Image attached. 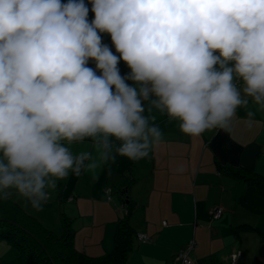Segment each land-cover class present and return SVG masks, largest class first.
<instances>
[{"label":"clouds","instance_id":"1","mask_svg":"<svg viewBox=\"0 0 264 264\" xmlns=\"http://www.w3.org/2000/svg\"><path fill=\"white\" fill-rule=\"evenodd\" d=\"M89 3L91 22L84 0H0V200L41 211L70 174L148 158L164 143L154 110L199 137L250 99L264 109V0Z\"/></svg>","mask_w":264,"mask_h":264},{"label":"crops","instance_id":"2","mask_svg":"<svg viewBox=\"0 0 264 264\" xmlns=\"http://www.w3.org/2000/svg\"><path fill=\"white\" fill-rule=\"evenodd\" d=\"M84 2L90 9L89 0ZM100 35L119 56L110 34ZM124 64L121 60L118 67ZM88 66L96 70L94 61ZM247 110L255 113L251 124ZM151 115L164 143L148 158L117 156L96 170L95 179L91 173L70 174L49 190L47 202L56 200L61 215L71 221L75 248L92 258L112 253L118 225L129 213L134 250L128 264H182L179 255L191 244L189 258L197 264H231L235 253H240L239 264H264V215L242 205L246 185L232 174L245 170L264 176V109L250 99L248 109L237 110L228 131L210 130L199 137L185 136L165 113L154 110ZM70 147L74 153L92 150L87 140ZM180 165L185 171H176ZM9 199L25 209L21 197ZM216 208L223 214L213 219L210 212ZM43 226L58 236L62 233L61 226ZM5 242L0 240V264H16L18 252Z\"/></svg>","mask_w":264,"mask_h":264},{"label":"trees","instance_id":"3","mask_svg":"<svg viewBox=\"0 0 264 264\" xmlns=\"http://www.w3.org/2000/svg\"><path fill=\"white\" fill-rule=\"evenodd\" d=\"M94 17L90 8L88 20ZM118 68L121 73L130 71L126 64ZM232 174L246 185L241 197L242 205L255 214L264 215V176L245 170ZM129 215L118 225L113 252L101 258H92L75 248V234L69 218L61 217L62 235L58 236L15 201L0 200V240L6 241L18 252L20 264H128L134 250V231Z\"/></svg>","mask_w":264,"mask_h":264},{"label":"rangeland","instance_id":"4","mask_svg":"<svg viewBox=\"0 0 264 264\" xmlns=\"http://www.w3.org/2000/svg\"><path fill=\"white\" fill-rule=\"evenodd\" d=\"M13 196H16V195H13ZM21 200L23 202L24 208L26 209V210L24 209V211L30 214L31 216H33L34 218L38 219L43 225L47 224L48 226H55V225H58L59 227L61 226L60 219L62 215H61V210L56 206V203H57L55 202L56 200L54 199L51 200L50 201L51 203L46 202L43 205V208L41 211H36L35 209H33L30 203H28L24 198H21ZM52 201H54V203ZM61 235L62 233H59V236ZM16 264H20L18 259L16 260Z\"/></svg>","mask_w":264,"mask_h":264},{"label":"built area","instance_id":"5","mask_svg":"<svg viewBox=\"0 0 264 264\" xmlns=\"http://www.w3.org/2000/svg\"><path fill=\"white\" fill-rule=\"evenodd\" d=\"M107 194H111V190H107ZM223 214V209L222 208H216L214 210H212L210 212V215L213 219H218L221 217V215ZM140 240L141 241H145L146 239H144V237H140ZM193 249V244H191L189 250L186 252H182L179 256H180V259L182 261V264H197L196 262L192 261L190 258H189V252L190 250ZM236 256L237 259L235 262H233V257ZM239 258H240V253H235L232 255V263L231 264H239Z\"/></svg>","mask_w":264,"mask_h":264}]
</instances>
